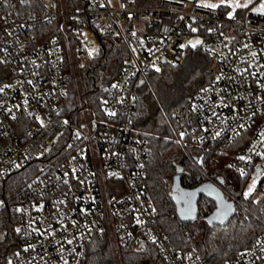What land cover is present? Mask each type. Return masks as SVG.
Segmentation results:
<instances>
[{
	"label": "built area",
	"instance_id": "obj_1",
	"mask_svg": "<svg viewBox=\"0 0 264 264\" xmlns=\"http://www.w3.org/2000/svg\"><path fill=\"white\" fill-rule=\"evenodd\" d=\"M248 7L229 0H161L155 8L89 0L87 10L65 6L66 13L59 0H0V204L5 181L26 176L21 246L7 264H85L99 234L119 248L153 247L165 264H206L200 252L176 248L158 226L149 151L134 127V86L165 66L182 65L188 36L198 29L214 76L176 114L180 138L224 153L228 168L249 178L246 190L255 182L250 195L264 192V16L247 14ZM54 22L73 31L72 22L87 24L129 48L101 115L89 111V125L82 122L87 108L79 116L67 109L64 39L39 30ZM225 264H264V234Z\"/></svg>",
	"mask_w": 264,
	"mask_h": 264
},
{
	"label": "trees",
	"instance_id": "obj_2",
	"mask_svg": "<svg viewBox=\"0 0 264 264\" xmlns=\"http://www.w3.org/2000/svg\"><path fill=\"white\" fill-rule=\"evenodd\" d=\"M33 2L34 0H30ZM69 10L89 8V0H65ZM46 38L61 37L58 22L42 25ZM100 54L86 62L80 70L83 92L78 96L70 56L65 50L67 109L79 116L87 108L93 116L101 115L108 88L120 69L130 59L129 48L121 39L107 40L100 36ZM214 65L201 47L190 48L182 65L165 66L136 83L137 101L134 127L145 139L149 151L148 188L159 211L158 226L173 245L183 251H198L206 264H225L249 247L254 238L264 234V196L246 201L243 190L249 178H242L227 166L224 153L202 151L180 138L176 114L184 113L190 99L209 84ZM203 162H199L201 156ZM25 174L7 179L2 189L5 199L0 204V262L7 264L20 249L17 232L20 221L18 206L25 187ZM264 185V181L262 183ZM211 186L221 193L226 204L234 208L225 222L210 225L208 218L218 210V202L207 194L194 205L196 218L184 221L174 193L193 194ZM176 187V189H175ZM85 264H165L153 247L119 248L105 234L94 237L88 247Z\"/></svg>",
	"mask_w": 264,
	"mask_h": 264
},
{
	"label": "rangeland",
	"instance_id": "obj_3",
	"mask_svg": "<svg viewBox=\"0 0 264 264\" xmlns=\"http://www.w3.org/2000/svg\"><path fill=\"white\" fill-rule=\"evenodd\" d=\"M138 8H155L158 7L161 3V0H134ZM64 11L67 13L68 10L65 8V0H59ZM117 0H109V3L116 5ZM229 3L236 7V4L247 5V14L254 15H263L264 16V0H229ZM73 23L74 31L68 27L67 24H63L64 28L59 25L60 30L63 32V38L66 44V49L70 56L71 66L73 69V76L75 80V86L80 97L83 92L82 82L80 79V70L86 64L87 61L96 58L101 52V44L98 39L97 34L90 28L87 24L81 26L80 23ZM204 37L199 33L198 29L194 31V34L188 36L187 46L191 48H197L202 45ZM196 41H200L199 44H196ZM195 45V47H193ZM93 120L92 115L89 113V110L85 109L82 113V122L89 125ZM97 155V152L95 153ZM99 164V161H98ZM255 182L249 184L253 185ZM248 186V189H249ZM248 190L244 188L243 198L248 201L257 195V192L252 195L245 196V193ZM264 196V192L260 190L257 200ZM191 213H195L194 206L190 207ZM2 240V234H0V241Z\"/></svg>",
	"mask_w": 264,
	"mask_h": 264
},
{
	"label": "water",
	"instance_id": "obj_4",
	"mask_svg": "<svg viewBox=\"0 0 264 264\" xmlns=\"http://www.w3.org/2000/svg\"><path fill=\"white\" fill-rule=\"evenodd\" d=\"M143 84L144 81L140 83V86H142ZM261 173L262 170H259L258 175L260 176ZM179 192L182 191L177 190L174 193V198L177 200V206L180 215L184 221L190 222L196 218L197 216L196 213H191L190 207L194 206L197 203L199 197L203 194L209 195L211 198L215 199L218 202L217 212L207 220L210 225L225 222L233 215L234 208L230 204L225 203L221 193L214 186H211L210 188H206V189H201L193 193L189 201H184V198L182 199L180 197ZM226 212L227 214H225Z\"/></svg>",
	"mask_w": 264,
	"mask_h": 264
},
{
	"label": "snow or ice",
	"instance_id": "obj_5",
	"mask_svg": "<svg viewBox=\"0 0 264 264\" xmlns=\"http://www.w3.org/2000/svg\"><path fill=\"white\" fill-rule=\"evenodd\" d=\"M221 2L223 3L224 0H221ZM203 6L207 7V8H216V7H218V5H216V4H204ZM240 6H241L240 4H236V7H240ZM243 6L247 7V5H243ZM262 7H264V6H262ZM229 15L231 17V13ZM193 31H196V29H193ZM199 43H200V41H196V44H199ZM193 47H195V45H193ZM157 71H159V69H157ZM29 83H31V82H29ZM113 87H116V85H113ZM0 92H3V88H0ZM109 114L110 115H115V113H109ZM65 123H67V121H65ZM181 135L183 136V133H181ZM262 135H264V133H262ZM239 159L243 160V159H245V157L241 156V157H239ZM230 167H231V165H230ZM65 175H67V173H65ZM241 175H244V173L242 172ZM65 183H67V181H65ZM254 187H255V183H253V185H250L249 189H248V192L245 193V196L249 195L252 192ZM189 195H191V194H189ZM153 211H155V209H153ZM225 214H227V212ZM139 222L140 221H138V223ZM17 231H19V229H17ZM68 243H71V241H68Z\"/></svg>",
	"mask_w": 264,
	"mask_h": 264
},
{
	"label": "flooded vegetation",
	"instance_id": "obj_6",
	"mask_svg": "<svg viewBox=\"0 0 264 264\" xmlns=\"http://www.w3.org/2000/svg\"><path fill=\"white\" fill-rule=\"evenodd\" d=\"M179 195L180 197L183 199L184 198V201H189V199L191 198L192 194L189 195V193H182V192H179Z\"/></svg>",
	"mask_w": 264,
	"mask_h": 264
}]
</instances>
